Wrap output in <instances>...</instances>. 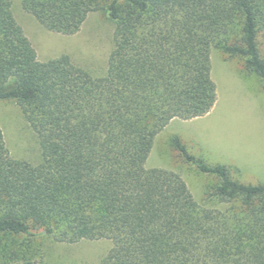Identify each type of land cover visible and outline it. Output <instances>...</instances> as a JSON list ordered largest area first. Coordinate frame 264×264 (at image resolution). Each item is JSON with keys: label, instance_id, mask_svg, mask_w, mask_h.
<instances>
[{"label": "trees", "instance_id": "16d2710c", "mask_svg": "<svg viewBox=\"0 0 264 264\" xmlns=\"http://www.w3.org/2000/svg\"><path fill=\"white\" fill-rule=\"evenodd\" d=\"M19 3L66 35L103 12L112 45L102 74L64 53L39 60L12 0H0V100L18 105L41 150L35 164L11 156L0 128V264H44L43 240L101 238L111 246L94 264H264L263 183L206 163L177 136L180 157L214 177L201 203L178 172L145 166L170 120L213 107L212 48L264 87V0Z\"/></svg>", "mask_w": 264, "mask_h": 264}, {"label": "rangeland", "instance_id": "374dc122", "mask_svg": "<svg viewBox=\"0 0 264 264\" xmlns=\"http://www.w3.org/2000/svg\"><path fill=\"white\" fill-rule=\"evenodd\" d=\"M12 8L39 60L64 53L92 74L105 71L112 45V24L103 12L89 13L77 32L66 35L43 28L21 8L19 0H12ZM257 44L264 56V33H258ZM210 76L216 86V101L211 110L191 119L170 120L155 136L145 162L147 168L178 172L199 203L203 201L204 187L214 177L185 162L170 144L173 136L206 163L229 166L234 178L264 184V87L257 76L243 72L239 58L227 57L217 48L210 51ZM0 128L11 156L33 164L39 162L37 136L14 101L0 100ZM43 244L44 264H94L111 246L105 238L74 243L43 240Z\"/></svg>", "mask_w": 264, "mask_h": 264}]
</instances>
